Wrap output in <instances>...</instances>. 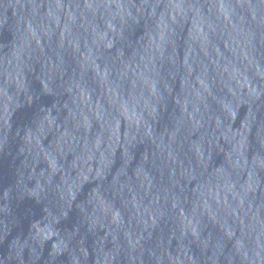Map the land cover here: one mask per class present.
<instances>
[{"label": "water", "instance_id": "1", "mask_svg": "<svg viewBox=\"0 0 264 264\" xmlns=\"http://www.w3.org/2000/svg\"><path fill=\"white\" fill-rule=\"evenodd\" d=\"M0 153L81 264H264V0H0Z\"/></svg>", "mask_w": 264, "mask_h": 264}, {"label": "clouds", "instance_id": "2", "mask_svg": "<svg viewBox=\"0 0 264 264\" xmlns=\"http://www.w3.org/2000/svg\"><path fill=\"white\" fill-rule=\"evenodd\" d=\"M175 7L177 8V9H179L180 8V5H175ZM130 14V13H129ZM173 19H175V17L173 16L172 17ZM110 27H111V25H109ZM193 26H194V28H195V30H196V32L198 33V34H203V32H204V29H203V27L201 26V25H199V24H197V23H195V21H194V23H193ZM162 36H163V33H161V38H162ZM97 75H101V76H106V73H103V72H97ZM42 81H43V84H42V86L46 89V90H50L49 89V81H50V77L48 78V79H42ZM22 86V85H21ZM129 118L130 119H136V114L135 113H131L130 115H129ZM53 170H55V164H53ZM100 174V172H99V169L97 170V175H99ZM87 174L85 173V174H82V179L83 180H87ZM76 187H78L76 184H75V182H73V183H70V184H68V187H67V197H68V199H69V201H71L72 199H74L75 198V189H76ZM115 215H118V213L117 214H115Z\"/></svg>", "mask_w": 264, "mask_h": 264}]
</instances>
